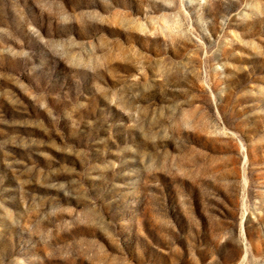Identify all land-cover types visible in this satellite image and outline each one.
Returning <instances> with one entry per match:
<instances>
[{"label":"rangeland","instance_id":"374dc122","mask_svg":"<svg viewBox=\"0 0 264 264\" xmlns=\"http://www.w3.org/2000/svg\"><path fill=\"white\" fill-rule=\"evenodd\" d=\"M0 264H264V0H0Z\"/></svg>","mask_w":264,"mask_h":264}]
</instances>
